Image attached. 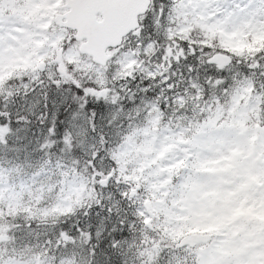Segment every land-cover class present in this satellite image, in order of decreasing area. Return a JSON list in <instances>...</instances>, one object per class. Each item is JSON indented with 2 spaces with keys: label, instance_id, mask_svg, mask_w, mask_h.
Returning <instances> with one entry per match:
<instances>
[{
  "label": "snow or ice",
  "instance_id": "obj_1",
  "mask_svg": "<svg viewBox=\"0 0 264 264\" xmlns=\"http://www.w3.org/2000/svg\"><path fill=\"white\" fill-rule=\"evenodd\" d=\"M0 264H264V0H0Z\"/></svg>",
  "mask_w": 264,
  "mask_h": 264
}]
</instances>
